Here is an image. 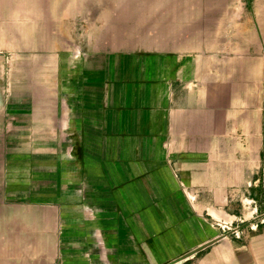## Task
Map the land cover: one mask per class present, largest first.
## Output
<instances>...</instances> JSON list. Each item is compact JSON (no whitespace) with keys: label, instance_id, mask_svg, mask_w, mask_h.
<instances>
[{"label":"crops","instance_id":"crops-1","mask_svg":"<svg viewBox=\"0 0 264 264\" xmlns=\"http://www.w3.org/2000/svg\"><path fill=\"white\" fill-rule=\"evenodd\" d=\"M180 1L155 0L151 41L125 24L146 0H0V237L34 264H169L215 238L175 264H227L214 224L260 190L264 39L227 35L251 6Z\"/></svg>","mask_w":264,"mask_h":264},{"label":"rangeland","instance_id":"rangeland-1","mask_svg":"<svg viewBox=\"0 0 264 264\" xmlns=\"http://www.w3.org/2000/svg\"><path fill=\"white\" fill-rule=\"evenodd\" d=\"M101 1V0H100ZM147 1V13L139 14L133 13L126 15V23L128 25V34L134 39L136 36L148 38L151 41L154 39V6L155 0ZM189 5L202 7L208 6L206 0H187ZM135 2V0H133ZM170 0H168V3ZM223 6L240 8V7H253L257 10V15H235L227 14V35L232 37L235 32L233 31V24L242 23L244 31V38H251L250 34L246 33L245 28L247 22L252 23V29L255 24H259V38L264 39V0H221ZM174 3H181L180 0H174ZM186 17V16H180ZM190 20L193 18L198 19L202 24L203 15H190ZM201 26L196 29L199 34L202 33ZM142 35V36H141ZM256 36L253 32V37ZM264 49V47H263ZM260 164V179L258 181L260 190L258 191V199L255 201L250 200L249 192L244 194V206L242 218L235 219L234 221L221 222L214 224L221 228L222 237L228 236L226 239V252L227 264H264V157ZM255 191L252 192L254 194ZM250 197V198H249ZM253 210V213L251 211ZM6 234L3 232V235ZM13 242V243H12ZM25 242V240L12 241L10 237H0V264H34V256L30 254L31 248L26 245H16Z\"/></svg>","mask_w":264,"mask_h":264},{"label":"water","instance_id":"water-1","mask_svg":"<svg viewBox=\"0 0 264 264\" xmlns=\"http://www.w3.org/2000/svg\"><path fill=\"white\" fill-rule=\"evenodd\" d=\"M217 239H218V238H215V239H212V240L206 242L205 244H203V246L198 247V248H196V249H194V250H192V251H190V252H187L186 254H184V255H182L180 258H178V259H176V260L170 262L169 264H175V263H177V262H179V261H181V260H183V259L189 257L190 255H192L193 253L197 252V251H198L199 249H201L202 247H205V246H208V245L213 244Z\"/></svg>","mask_w":264,"mask_h":264}]
</instances>
